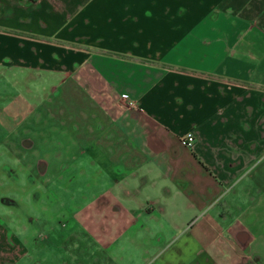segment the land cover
Here are the masks:
<instances>
[{"label":"crops","instance_id":"crops-1","mask_svg":"<svg viewBox=\"0 0 264 264\" xmlns=\"http://www.w3.org/2000/svg\"><path fill=\"white\" fill-rule=\"evenodd\" d=\"M23 70L45 96L22 78L29 100L12 93ZM0 78L2 132L36 131L50 107L69 149L114 173L108 202L130 219L117 235L169 222L153 264H225L243 236L264 245V0H0Z\"/></svg>","mask_w":264,"mask_h":264},{"label":"rangeland","instance_id":"rangeland-1","mask_svg":"<svg viewBox=\"0 0 264 264\" xmlns=\"http://www.w3.org/2000/svg\"><path fill=\"white\" fill-rule=\"evenodd\" d=\"M23 72L7 76L12 93L20 91L29 100L31 93L22 84L14 87L22 78L29 88L37 89L35 96H45L39 93L43 86L32 80L35 77ZM39 113L44 122L36 131L31 130V120L6 134L0 127V264H153L166 249L163 245L176 237L169 222L135 217L132 231L126 233L131 236L117 235L130 219L120 205L108 202L115 194L110 187L114 173H108L112 176L107 174L105 180L98 154L92 153L84 163L79 148L69 149L67 126L51 124L50 107H42ZM57 131L59 140L52 138ZM105 181L107 199L102 198ZM130 206L140 208L138 203ZM137 223L143 225L141 232L134 230ZM161 224L166 226L159 229ZM249 238H238L239 243L233 238V243L225 244L229 247L225 264H264V245H259L262 237L253 238L251 244ZM131 240L134 246H130Z\"/></svg>","mask_w":264,"mask_h":264},{"label":"built area","instance_id":"built-area-1","mask_svg":"<svg viewBox=\"0 0 264 264\" xmlns=\"http://www.w3.org/2000/svg\"><path fill=\"white\" fill-rule=\"evenodd\" d=\"M123 98L125 99L126 103L132 104V102L127 97H123ZM181 141L184 146L188 148H193L195 144V136L193 134L185 135L182 137Z\"/></svg>","mask_w":264,"mask_h":264},{"label":"clouds","instance_id":"clouds-1","mask_svg":"<svg viewBox=\"0 0 264 264\" xmlns=\"http://www.w3.org/2000/svg\"><path fill=\"white\" fill-rule=\"evenodd\" d=\"M189 138H191V137H189Z\"/></svg>","mask_w":264,"mask_h":264}]
</instances>
